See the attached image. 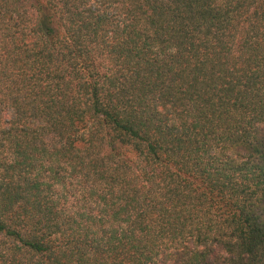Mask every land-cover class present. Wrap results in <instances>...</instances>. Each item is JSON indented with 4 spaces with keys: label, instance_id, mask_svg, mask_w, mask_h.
<instances>
[{
    "label": "trees",
    "instance_id": "trees-1",
    "mask_svg": "<svg viewBox=\"0 0 264 264\" xmlns=\"http://www.w3.org/2000/svg\"><path fill=\"white\" fill-rule=\"evenodd\" d=\"M0 264H264V0H0Z\"/></svg>",
    "mask_w": 264,
    "mask_h": 264
}]
</instances>
